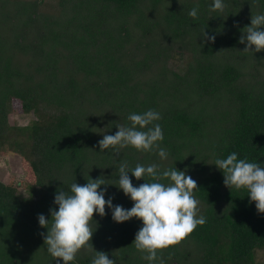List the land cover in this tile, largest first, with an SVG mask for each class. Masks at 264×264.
Masks as SVG:
<instances>
[{"label": "trees", "instance_id": "1", "mask_svg": "<svg viewBox=\"0 0 264 264\" xmlns=\"http://www.w3.org/2000/svg\"><path fill=\"white\" fill-rule=\"evenodd\" d=\"M212 3L0 0V154L18 156L33 178L27 196L0 180V264H57L37 217L50 226L55 194L70 193L74 181L116 184L101 185L105 199L130 209L117 187L124 162L129 170L138 163L176 168L197 182L206 223L158 253L165 264H264L257 259L264 213L246 189H228L214 165L236 152L264 167V50L245 52L239 43L251 17L264 14V0H224L223 12ZM194 7L197 19L188 15ZM203 28L214 42L201 37ZM12 99L32 115L26 124L9 122ZM149 109L161 115L153 123L163 130L167 159L131 146L119 155L100 150L105 134ZM128 175L134 186L154 182ZM105 212L91 221L94 249L82 248L71 264H91L95 251L115 264H149L132 244L142 222L117 223Z\"/></svg>", "mask_w": 264, "mask_h": 264}, {"label": "clouds", "instance_id": "2", "mask_svg": "<svg viewBox=\"0 0 264 264\" xmlns=\"http://www.w3.org/2000/svg\"><path fill=\"white\" fill-rule=\"evenodd\" d=\"M225 7L224 0H213L211 10L223 12ZM188 15L197 19L198 8H192ZM243 33L239 38V43L245 45L243 51L253 53L264 50V14L252 16ZM201 37L206 42L215 40V35L209 36L204 28ZM127 119L131 122L130 126L118 125L115 134H105L98 141L100 150L112 148L114 154L119 155V149L131 146L141 152L157 150L162 160L167 159V150L159 145L164 139L163 130L158 123H153L161 119L160 113L149 109L142 114H129ZM214 165L222 171L223 184L228 189H246L250 202H255L257 212L264 213V167L260 163L238 159L237 153L232 152L226 158L216 159ZM129 172L137 180H144L148 176L154 182L134 186ZM118 173L117 187L133 202L130 209L114 206L112 197L105 199L107 188H101V185L113 183H106L105 179L99 177L83 185L74 181L70 185V193L58 191L53 201L58 209L50 208V226L49 219L38 214L40 227L47 229L46 235L41 233L47 252L53 259L58 258L57 264L60 261L71 264L82 248L94 249L90 243L93 236L91 221L94 213L101 217L106 215V206L111 209L112 219L117 223L133 217L142 222L132 244L149 264L157 261L158 264H165L158 253L179 245L197 226L206 223V217L200 215V201L194 196L197 182L185 171L176 168L161 171L155 163L148 166L138 163L129 170L127 162H124L119 165ZM164 179L170 182H159ZM91 264H115V261L105 252L95 251Z\"/></svg>", "mask_w": 264, "mask_h": 264}, {"label": "rangeland", "instance_id": "3", "mask_svg": "<svg viewBox=\"0 0 264 264\" xmlns=\"http://www.w3.org/2000/svg\"><path fill=\"white\" fill-rule=\"evenodd\" d=\"M31 118V114H26L22 111L20 101L12 99V107L8 116L9 122L11 124L22 125L29 122ZM0 180L5 183H15V185L18 186V192L23 196H27L28 185L33 182V178L29 173L28 168L23 166L20 158L7 152L0 154ZM257 259L260 262H264L263 251H258Z\"/></svg>", "mask_w": 264, "mask_h": 264}]
</instances>
